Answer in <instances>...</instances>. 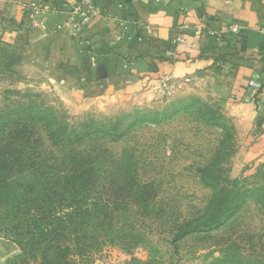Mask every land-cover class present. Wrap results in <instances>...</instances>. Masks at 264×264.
<instances>
[{
  "label": "crops",
  "instance_id": "crops-1",
  "mask_svg": "<svg viewBox=\"0 0 264 264\" xmlns=\"http://www.w3.org/2000/svg\"><path fill=\"white\" fill-rule=\"evenodd\" d=\"M75 1L0 0V37L44 69L65 106L105 114L207 89L238 128L236 170L264 177V0H94L101 13L80 34ZM30 3L36 12L23 11Z\"/></svg>",
  "mask_w": 264,
  "mask_h": 264
},
{
  "label": "rangeland",
  "instance_id": "rangeland-1",
  "mask_svg": "<svg viewBox=\"0 0 264 264\" xmlns=\"http://www.w3.org/2000/svg\"><path fill=\"white\" fill-rule=\"evenodd\" d=\"M26 59L19 81L0 78V108L13 101L28 102L34 98L31 94L41 92L39 107L47 104L71 123L93 120L113 125L121 121L120 128L125 130L141 115L155 121L135 128L122 141L103 140L109 167H129L140 180L154 183L156 200L139 204L136 198L119 196L121 201L127 200V206L119 211L114 232L100 240V251H95L90 264L104 261L116 251L127 256L128 264H264V196L258 202L248 199L237 218L206 239L193 234L178 244L173 242L178 225L196 219L207 208L214 211L215 206L210 205L214 196L219 198L218 206L223 198H233L237 192L233 183L245 193L253 190L257 194L255 189L264 187V177L236 170L239 131L219 99L204 89L142 108L115 107L105 114L71 108L42 84L44 69ZM167 114L172 119L159 121ZM122 157L123 164L119 161ZM17 232L18 227L0 224V264H38L24 258ZM87 236L84 246L90 245ZM3 241L14 243V248L9 249Z\"/></svg>",
  "mask_w": 264,
  "mask_h": 264
},
{
  "label": "trees",
  "instance_id": "trees-1",
  "mask_svg": "<svg viewBox=\"0 0 264 264\" xmlns=\"http://www.w3.org/2000/svg\"><path fill=\"white\" fill-rule=\"evenodd\" d=\"M26 60L16 45L0 37V78L19 81ZM31 96L28 102L13 101L0 108V224L18 227L16 238L25 259L90 264L100 251V240L114 232L119 211L127 206L119 196L136 198L139 204L156 200L154 183L140 180L129 167H109L103 140L122 141L135 128L155 121L141 115L125 130L121 121L71 123L47 104L39 107L41 92ZM170 118L167 114L159 121ZM119 161L123 164V157ZM232 185L237 190L233 198H223L218 206L214 196L210 205L216 211L207 208L178 225L173 242L193 234L206 239L215 229L227 227L248 199L258 202L264 196V187L256 188L255 194L245 193L237 182ZM86 235L89 246L83 245Z\"/></svg>",
  "mask_w": 264,
  "mask_h": 264
},
{
  "label": "built area",
  "instance_id": "built-area-1",
  "mask_svg": "<svg viewBox=\"0 0 264 264\" xmlns=\"http://www.w3.org/2000/svg\"><path fill=\"white\" fill-rule=\"evenodd\" d=\"M39 8L37 3L23 4L24 12H36ZM101 12L95 6L94 0H76L69 9V24L77 34L85 31L92 23L94 18ZM60 28H62L60 26ZM169 78H166L168 81Z\"/></svg>",
  "mask_w": 264,
  "mask_h": 264
},
{
  "label": "water",
  "instance_id": "water-1",
  "mask_svg": "<svg viewBox=\"0 0 264 264\" xmlns=\"http://www.w3.org/2000/svg\"><path fill=\"white\" fill-rule=\"evenodd\" d=\"M3 243L9 248V249H13L14 248V243L10 242V241H3Z\"/></svg>",
  "mask_w": 264,
  "mask_h": 264
}]
</instances>
